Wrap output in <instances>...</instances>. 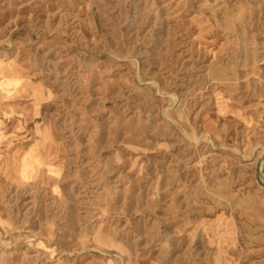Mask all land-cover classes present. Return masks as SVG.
Listing matches in <instances>:
<instances>
[{"label": "rangeland", "instance_id": "374dc122", "mask_svg": "<svg viewBox=\"0 0 264 264\" xmlns=\"http://www.w3.org/2000/svg\"><path fill=\"white\" fill-rule=\"evenodd\" d=\"M263 151L264 0H0V264H264Z\"/></svg>", "mask_w": 264, "mask_h": 264}, {"label": "water", "instance_id": "95a60500", "mask_svg": "<svg viewBox=\"0 0 264 264\" xmlns=\"http://www.w3.org/2000/svg\"><path fill=\"white\" fill-rule=\"evenodd\" d=\"M261 160H264V151H263V154H262ZM259 164H260V161L256 164V170L259 169Z\"/></svg>", "mask_w": 264, "mask_h": 264}, {"label": "bare ground", "instance_id": "6f19581e", "mask_svg": "<svg viewBox=\"0 0 264 264\" xmlns=\"http://www.w3.org/2000/svg\"><path fill=\"white\" fill-rule=\"evenodd\" d=\"M264 178V177H263Z\"/></svg>", "mask_w": 264, "mask_h": 264}]
</instances>
